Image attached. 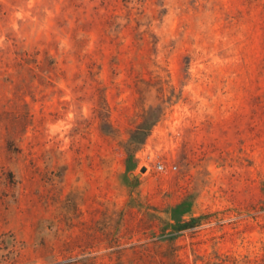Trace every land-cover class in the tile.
Returning <instances> with one entry per match:
<instances>
[{
    "label": "rangeland",
    "instance_id": "374dc122",
    "mask_svg": "<svg viewBox=\"0 0 264 264\" xmlns=\"http://www.w3.org/2000/svg\"><path fill=\"white\" fill-rule=\"evenodd\" d=\"M0 264H264V0H0Z\"/></svg>",
    "mask_w": 264,
    "mask_h": 264
},
{
    "label": "trees",
    "instance_id": "16d2710c",
    "mask_svg": "<svg viewBox=\"0 0 264 264\" xmlns=\"http://www.w3.org/2000/svg\"><path fill=\"white\" fill-rule=\"evenodd\" d=\"M158 118H148L144 119L138 126L137 129L131 132L130 138L126 142L128 146H132L131 149H135L136 147L140 146L146 135L148 130L152 125H154L157 122ZM129 147H127V150L130 151ZM132 151V150H131Z\"/></svg>",
    "mask_w": 264,
    "mask_h": 264
},
{
    "label": "built area",
    "instance_id": "2783aa9c",
    "mask_svg": "<svg viewBox=\"0 0 264 264\" xmlns=\"http://www.w3.org/2000/svg\"><path fill=\"white\" fill-rule=\"evenodd\" d=\"M175 167H176L175 165H172V166H171L172 169H175ZM157 168H158L159 170H163V169H164V166H163L162 164H158V165H157Z\"/></svg>",
    "mask_w": 264,
    "mask_h": 264
},
{
    "label": "water",
    "instance_id": "95a60500",
    "mask_svg": "<svg viewBox=\"0 0 264 264\" xmlns=\"http://www.w3.org/2000/svg\"><path fill=\"white\" fill-rule=\"evenodd\" d=\"M144 170H145V167H142V168L140 169L141 172L144 171Z\"/></svg>",
    "mask_w": 264,
    "mask_h": 264
}]
</instances>
